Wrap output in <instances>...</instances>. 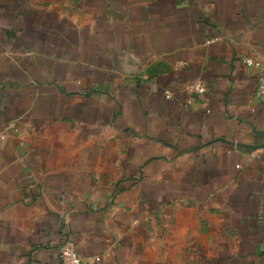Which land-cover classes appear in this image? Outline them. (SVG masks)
Here are the masks:
<instances>
[{"label":"crops","instance_id":"1","mask_svg":"<svg viewBox=\"0 0 264 264\" xmlns=\"http://www.w3.org/2000/svg\"><path fill=\"white\" fill-rule=\"evenodd\" d=\"M245 57L264 0H0V264H264Z\"/></svg>","mask_w":264,"mask_h":264},{"label":"built area","instance_id":"2","mask_svg":"<svg viewBox=\"0 0 264 264\" xmlns=\"http://www.w3.org/2000/svg\"><path fill=\"white\" fill-rule=\"evenodd\" d=\"M244 62L247 65H253L261 68L258 74V84L256 87V95L264 101V66L255 57H245ZM187 91L189 93L187 97V104H190L194 95H201L206 91V84L200 80H196L187 85ZM11 126H15V122L11 123ZM59 258L61 264H97L100 260V255L84 258L76 250L74 244L69 240H63L59 244Z\"/></svg>","mask_w":264,"mask_h":264}]
</instances>
